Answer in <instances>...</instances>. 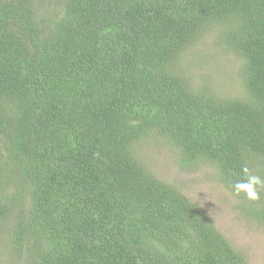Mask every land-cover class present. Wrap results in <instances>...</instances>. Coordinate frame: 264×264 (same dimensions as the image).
<instances>
[{
  "label": "trees",
  "instance_id": "trees-1",
  "mask_svg": "<svg viewBox=\"0 0 264 264\" xmlns=\"http://www.w3.org/2000/svg\"><path fill=\"white\" fill-rule=\"evenodd\" d=\"M212 28L237 97L177 67ZM153 141L232 192L264 181V0H0V264H245L137 157Z\"/></svg>",
  "mask_w": 264,
  "mask_h": 264
},
{
  "label": "rangeland",
  "instance_id": "rangeland-1",
  "mask_svg": "<svg viewBox=\"0 0 264 264\" xmlns=\"http://www.w3.org/2000/svg\"><path fill=\"white\" fill-rule=\"evenodd\" d=\"M220 29L203 33L178 58L177 67L192 88H205L217 97L242 94L240 61L220 46ZM137 157L160 179L173 184L202 212L239 252L245 264H264V224L242 210V195L226 189L206 165L181 167L177 153L166 144L153 141L137 148ZM0 257H7L3 253Z\"/></svg>",
  "mask_w": 264,
  "mask_h": 264
},
{
  "label": "clouds",
  "instance_id": "clouds-1",
  "mask_svg": "<svg viewBox=\"0 0 264 264\" xmlns=\"http://www.w3.org/2000/svg\"><path fill=\"white\" fill-rule=\"evenodd\" d=\"M246 179L238 181L232 185L235 195H239L241 192L245 194V198L251 201L259 199V188L264 186V181L258 176L248 174V169L244 168Z\"/></svg>",
  "mask_w": 264,
  "mask_h": 264
}]
</instances>
